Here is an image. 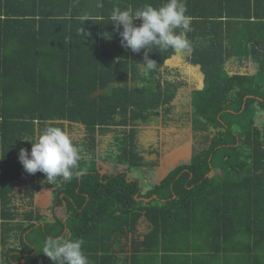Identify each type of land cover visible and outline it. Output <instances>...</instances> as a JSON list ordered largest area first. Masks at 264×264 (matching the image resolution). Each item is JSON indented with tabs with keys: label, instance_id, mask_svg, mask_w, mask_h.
Returning a JSON list of instances; mask_svg holds the SVG:
<instances>
[{
	"label": "trees",
	"instance_id": "16d2710c",
	"mask_svg": "<svg viewBox=\"0 0 264 264\" xmlns=\"http://www.w3.org/2000/svg\"><path fill=\"white\" fill-rule=\"evenodd\" d=\"M163 2L0 0V264H53L44 242L60 237L90 264H264V0H183L190 50L174 70L179 52L154 49L144 75L110 13ZM46 125L87 153L70 182L18 160ZM160 125L191 129V157L144 195L131 171L159 167L167 141L143 132Z\"/></svg>",
	"mask_w": 264,
	"mask_h": 264
},
{
	"label": "clouds",
	"instance_id": "9594fccd",
	"mask_svg": "<svg viewBox=\"0 0 264 264\" xmlns=\"http://www.w3.org/2000/svg\"><path fill=\"white\" fill-rule=\"evenodd\" d=\"M95 6L103 8V0H96ZM186 13L183 0H164L158 7L151 3L136 9L114 6L109 19L119 33L122 48L132 53L144 50L145 63H138V66L147 75L157 70V62L148 55L154 49H172L175 52L190 50L191 41L187 39V33L192 31V17ZM136 21H140L139 25ZM27 141L31 143V149L21 147L18 160L28 174L41 172L49 182L58 179L70 182L74 176L80 175L79 171L74 170L79 168L87 153L82 146L74 143L62 127L46 125L38 135ZM43 254L53 264H90L83 251V240L79 238H48L44 242Z\"/></svg>",
	"mask_w": 264,
	"mask_h": 264
},
{
	"label": "rangeland",
	"instance_id": "374dc122",
	"mask_svg": "<svg viewBox=\"0 0 264 264\" xmlns=\"http://www.w3.org/2000/svg\"><path fill=\"white\" fill-rule=\"evenodd\" d=\"M254 69V64L252 63L249 66V69ZM195 85V84H193ZM186 99L183 98V101ZM225 120H228V116L225 115ZM166 125H160L158 128L160 129V135L158 134V130L155 128L154 130L148 129L145 127L143 132V140L144 142H150L155 139H160L163 142L167 141L163 148L160 150L163 152L161 157L159 167L149 168L147 170H132L131 175L133 177H138L142 181L143 184V194L148 195L149 192L152 191V187L156 185L163 176H165L171 169L177 166L180 163L187 162L191 157V149H192V140H191V129L187 126L185 127H172ZM157 139V140H158ZM108 164V163H107ZM122 166H119L117 163H109L107 166L105 165L106 172L115 173L120 170ZM46 193H40L45 195H40L38 198V205L40 206V210L45 212L48 216V220L53 218L52 209L50 208L52 203V193L50 190H46ZM58 214L64 219L67 218L66 210L59 208Z\"/></svg>",
	"mask_w": 264,
	"mask_h": 264
},
{
	"label": "crops",
	"instance_id": "0c3cea01",
	"mask_svg": "<svg viewBox=\"0 0 264 264\" xmlns=\"http://www.w3.org/2000/svg\"><path fill=\"white\" fill-rule=\"evenodd\" d=\"M183 56H182V53H178L177 54V56L175 57V59H174V61L173 62H171L170 64L173 66V68H174V66H176L175 68H177V66H179V67H181V65H182V63H183ZM188 70H189V72H188V79H189V84L191 83V86H193L192 88H194L195 87V85H193V84H199V85H201L202 84V80H201V74H199V73H197V71H198V67H194V66H192L189 62H188ZM249 66H251V64H249ZM174 68V70H176ZM252 69V68H251ZM190 86V85H189ZM109 164V163H108ZM108 164H106V166L108 165ZM103 171V170H102ZM105 171V170H104ZM0 175H2V174H0ZM12 175V174H11ZM10 175V176H11ZM4 176V175H3ZM6 176V175H5ZM3 180V178L2 177H0V181H2ZM4 191V190H3ZM3 191H0V192H3ZM43 193H45V192H43ZM40 195H45V194H38L37 195V198H39L40 197Z\"/></svg>",
	"mask_w": 264,
	"mask_h": 264
},
{
	"label": "water",
	"instance_id": "95a60500",
	"mask_svg": "<svg viewBox=\"0 0 264 264\" xmlns=\"http://www.w3.org/2000/svg\"><path fill=\"white\" fill-rule=\"evenodd\" d=\"M105 171L103 170L102 173H104Z\"/></svg>",
	"mask_w": 264,
	"mask_h": 264
},
{
	"label": "bare ground",
	"instance_id": "6f19581e",
	"mask_svg": "<svg viewBox=\"0 0 264 264\" xmlns=\"http://www.w3.org/2000/svg\"><path fill=\"white\" fill-rule=\"evenodd\" d=\"M226 141V140H225Z\"/></svg>",
	"mask_w": 264,
	"mask_h": 264
}]
</instances>
